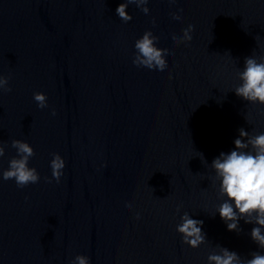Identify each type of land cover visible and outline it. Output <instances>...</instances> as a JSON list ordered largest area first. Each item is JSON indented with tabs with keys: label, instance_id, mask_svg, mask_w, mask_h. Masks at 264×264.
Returning a JSON list of instances; mask_svg holds the SVG:
<instances>
[{
	"label": "clouds",
	"instance_id": "1",
	"mask_svg": "<svg viewBox=\"0 0 264 264\" xmlns=\"http://www.w3.org/2000/svg\"><path fill=\"white\" fill-rule=\"evenodd\" d=\"M148 2L149 0H123L116 8V13L127 23L132 20V16L126 11L128 6L135 4L147 15L150 11L146 7ZM169 3H176V0H169ZM172 18L177 21L182 19L178 13H173ZM193 31L194 26L189 25L183 30L181 37L173 35L172 40L177 45L189 42ZM158 39L159 37L154 36L151 31H145L143 36L135 41L136 52L132 61L135 66L161 72L167 68L165 56L169 54V50L157 47ZM238 77L242 83L234 88L235 94L246 101L264 105V56L259 58V62L254 56L246 57L245 66L238 73ZM9 79L10 77L0 75V92L11 91L8 86ZM33 99L39 108L48 107L47 96L44 93H34ZM55 114L53 110L52 115ZM234 145V150L228 153L221 152L211 163L215 171L213 181H219V196L226 197L216 211L230 232L235 231L239 234L242 231L239 227L241 219L245 223L256 225L251 229L250 236L260 249H264V134L249 135L245 129L240 128L239 138L234 140ZM11 147L16 149L17 156L9 161L8 169L3 170L2 179L5 181L14 179L20 188L38 183L40 177L37 170L28 166L29 159L35 155L34 149L29 143L18 139L12 140ZM246 149L251 150L245 151ZM4 155L5 147L0 143V157ZM50 167L52 178L59 183L65 168V160L58 153H53ZM126 207L130 209L132 205L127 204ZM179 210L178 206L177 212ZM139 218L137 213L136 219ZM181 221L176 231L181 234L182 243L195 249L206 242V234L202 231V220L193 219L185 212L181 216ZM251 257L242 260L235 251L220 247L219 253L213 251L207 259L208 264H264V255L260 252L251 253ZM71 264H90V258L77 255Z\"/></svg>",
	"mask_w": 264,
	"mask_h": 264
}]
</instances>
